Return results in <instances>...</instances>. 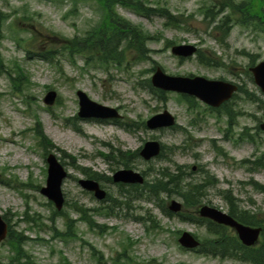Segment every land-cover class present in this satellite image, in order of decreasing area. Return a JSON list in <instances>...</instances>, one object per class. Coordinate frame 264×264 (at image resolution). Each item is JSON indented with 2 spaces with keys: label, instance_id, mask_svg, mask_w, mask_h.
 <instances>
[{
  "label": "rangeland",
  "instance_id": "obj_1",
  "mask_svg": "<svg viewBox=\"0 0 264 264\" xmlns=\"http://www.w3.org/2000/svg\"><path fill=\"white\" fill-rule=\"evenodd\" d=\"M142 2L165 7L173 14L192 13L186 23L189 29L166 26L163 17H146L117 6L119 14L155 37L148 44L150 59L92 68L93 63L86 66L82 56L73 58L63 50H56L50 61L37 53L48 45L43 41L49 35L68 39L95 24L100 19L95 0H76L75 5L73 0H0V11L8 15L2 24L0 42V214L13 234L22 236V249L33 264H249L205 254L206 239L215 237L206 232L205 225L166 216L146 198L131 200L132 208L123 205L115 213L105 214L107 201L97 199L78 182L85 177L78 166L88 167L102 176L99 184L106 194L114 196L118 183L107 177L122 166L102 157L101 153L108 150L104 143L135 151L146 140L156 139L176 147L170 161L164 164L184 165L188 172L186 181L201 179V168L217 180L215 186L206 188L200 204L227 212L229 206L223 195L228 191L239 207L264 218V192L252 184L264 185V132L256 127L264 120V93L244 73L251 65L249 54L256 55L254 64L264 59V35L233 24L221 44L219 34L202 22L199 12V8L210 4L209 0ZM71 9L74 11L69 12ZM167 40L173 44H195L205 53L219 56L225 66L202 65L196 54L188 58L175 56L170 51L172 44H165ZM16 64L23 68V78H15ZM152 67H160L168 75H200L242 84L258 97V107L240 94L232 98L230 124L223 111L209 110L197 98H180L174 91H165L161 97L149 92L140 81L150 77L153 70L147 69ZM79 89L98 103L116 107L123 122H145L151 115L166 110L179 128L151 130L139 125L128 132L113 123L79 118L75 94ZM49 90L56 92L51 105L44 103ZM73 117L76 119L71 120ZM37 121L52 143L71 154L63 157L67 176L61 184L64 202L59 210L40 193V187L45 185L46 155L61 153L52 148L45 152L39 145L34 129ZM244 127L254 135L252 140L239 138ZM254 161L263 165L255 167ZM151 162L161 164L156 159ZM149 165L150 161L138 156L129 168L143 174ZM171 198L182 203V212L196 215V208H186L176 194L165 198V206ZM70 205L86 208L90 225L80 220L79 212ZM96 208L100 210H92ZM147 213L153 222L146 226L156 224L149 230L144 222L134 220ZM67 220L71 221L73 234L55 236L65 230ZM182 231L197 235L200 244L195 250L179 245L177 238ZM226 233L230 235V231ZM12 254L7 236L0 241V264H7Z\"/></svg>",
  "mask_w": 264,
  "mask_h": 264
},
{
  "label": "trees",
  "instance_id": "obj_2",
  "mask_svg": "<svg viewBox=\"0 0 264 264\" xmlns=\"http://www.w3.org/2000/svg\"><path fill=\"white\" fill-rule=\"evenodd\" d=\"M71 1V0H70ZM98 3V11L100 13V19L87 29H85L81 35H75L71 38H63L56 34L49 35L44 43L48 44L44 49H39L38 55L41 59L50 61L54 58L56 50H63L64 52L71 56L77 57L82 56L86 66L93 63L92 67L96 66H106L113 64L114 66L129 65L130 62H141L150 59V49L148 44L155 37L153 34L142 29L141 26L131 23L129 20L124 18L117 11V6L123 8H130L138 14H142L146 17L152 15H158L165 18V25L170 27H180L186 19L192 16V13L184 16L183 14H173L168 11L167 8L158 6H146L142 0H95ZM76 0H73V5H75ZM225 10V14L220 17V19L213 25L212 29L220 34L219 42H223L228 36L230 30V22L236 21L241 25L249 26L251 25L255 31L264 34V0H220L217 11H213L211 8L203 7L200 11L202 14V22L208 23L214 22L217 14ZM71 9L69 12H73ZM8 15H5L0 11V42L2 39V24L5 22ZM184 17V19H183ZM181 28V27H180ZM189 29V28H185ZM36 40V37L33 38ZM17 40V39H16ZM66 40V42H63ZM50 41V42H49ZM173 41L167 40L165 44L169 46ZM17 44L20 41L17 40ZM30 52V50H26ZM35 52V51H32ZM250 63L254 62V56L250 55ZM199 63L206 66H224V61L218 56H214L210 53H205L203 50L198 49L197 58ZM1 64V61H0ZM17 76L16 79L23 78V68L16 64ZM127 69V67H126ZM249 75V71L246 69L244 71ZM140 84L147 88L153 94H163L159 89H155L151 86L149 78H144L140 81ZM239 91L243 94V98L250 100L252 102H257V96L254 93L249 92L244 86L240 85ZM235 94L234 96H236ZM258 106V104H257ZM221 108L224 109V113L227 114L229 123L232 120V111L228 103L224 104ZM114 122L123 127L124 129L132 132L136 127L144 126V121L141 123L136 121H119L114 120ZM74 125V122H73ZM175 127V126H173ZM77 129V127H74ZM35 135L38 138V143L42 148L47 151L49 148L55 149V151L61 153L62 157H71V154L66 153L65 150L56 146L52 141L44 134L42 130L41 122L37 121L35 124ZM108 150L101 153L106 161H111L116 165L123 167H130L133 160L138 157V150L132 151L128 149H122L121 147H112L109 144H105ZM174 145H164L161 146V151L156 157L158 162L161 164H153L147 166L146 170L143 171L145 176L144 183L142 185L137 184H118L117 193L114 196L106 195L105 200L107 201L106 206L103 207L104 213H115L117 208H121L123 205L127 208H132L130 201L133 199H147L152 201L155 206H157L163 214L166 216H173L172 213L167 209L164 204L165 198L170 197L172 194L179 195L183 199V204L186 208L197 207L201 202L202 198L206 194V188L208 186H213L217 181L212 175H210L206 170L201 168L203 175L199 180L186 181L188 172L185 170L184 165L177 163H171V165L164 164L165 161H170L171 154L174 153ZM173 166V167H171ZM79 170L88 178H93L96 180H101L102 176L93 171L88 167L78 166ZM110 179V176L107 177ZM255 189H260L264 192V185H253ZM127 198V199H126ZM226 201L229 203V213L245 223L252 225H262L264 226V219L262 217H256L255 214L249 213V211H243L235 199L227 194L224 196ZM126 199V200H125ZM74 207L76 211L79 212L80 220L84 223L89 222V217L86 214V208L82 206L70 205ZM100 210V208L92 209ZM145 215V214H143ZM151 214L147 213V216H136L134 220L139 219L144 222L145 226L147 222H153ZM182 220H190L197 224H206V229L208 233H212L215 237L206 239V253L215 256H221L230 259H239L242 261H247L250 264H264V227H263V239L257 248L244 247L240 245L234 235H228L225 232V227L222 226H211L208 219L201 218L197 214L191 216L186 212H181L176 214ZM4 217V216H3ZM5 218V217H4ZM6 219V218H5ZM65 230L55 233L56 235L62 237H69L71 233V221L67 220L65 222ZM156 224H151L146 226V229L154 228ZM8 242L9 249L12 251V255H9V262L7 264H33L30 260H27V256L22 249V236L17 234L14 235L11 228L8 231ZM24 259V261H22ZM65 264H69L66 262Z\"/></svg>",
  "mask_w": 264,
  "mask_h": 264
},
{
  "label": "water",
  "instance_id": "obj_3",
  "mask_svg": "<svg viewBox=\"0 0 264 264\" xmlns=\"http://www.w3.org/2000/svg\"><path fill=\"white\" fill-rule=\"evenodd\" d=\"M196 51L193 44H176L171 47V52L178 56L188 57ZM254 83L264 92V59L256 65L249 68ZM151 83L153 86L163 90H171L179 93L192 95L202 100L212 107L219 106L222 102L228 100L237 85L221 79H208L203 76H180L167 75L159 67L152 74ZM79 110L78 115L81 117L95 118H117L120 116L117 109L109 107L91 100L82 90H77ZM56 92L48 91L44 97L46 103L51 104L54 101ZM174 123V117L166 110L150 116L145 124L147 128L155 129L159 127L171 126ZM260 128L264 130V121L260 124ZM161 145L157 140H147L139 150V155L143 159H150L159 154ZM47 176L45 185L40 188V193L45 195L54 203L57 209L63 204V195L61 191V183L67 172L55 154L49 153L46 157ZM112 179L115 182L122 183H142L143 176L130 168H121L116 170ZM79 184L88 191H92L97 199H102L105 192L98 183L91 179H79ZM168 209L177 212L181 209V203L175 199H171ZM200 216L210 218L217 223L232 226L236 229L239 238L244 244L250 245L257 239L260 228H255L238 223L231 215L224 211L218 210L209 205H202L199 208ZM8 233L7 222L0 214V241H2ZM178 242L185 248H194L198 245V241L188 231L181 232Z\"/></svg>",
  "mask_w": 264,
  "mask_h": 264
},
{
  "label": "flooded vegetation",
  "instance_id": "obj_4",
  "mask_svg": "<svg viewBox=\"0 0 264 264\" xmlns=\"http://www.w3.org/2000/svg\"><path fill=\"white\" fill-rule=\"evenodd\" d=\"M227 212H228V210H227ZM210 221H211V222H209V223H210L211 226H216V225H218V226L225 227V228H224V229H225V232L230 231V235H234V237L237 239V241L240 242V240H239V238H238V236H237V234H236V231H235V229H234L233 227H231V226H229V225H224V224L216 223V222H214V221H212V220H210ZM238 221H239V220H238ZM258 244H259V240H256L254 246H257Z\"/></svg>",
  "mask_w": 264,
  "mask_h": 264
}]
</instances>
